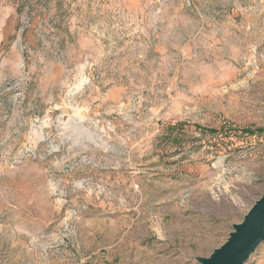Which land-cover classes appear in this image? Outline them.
Segmentation results:
<instances>
[{"label": "rangeland", "instance_id": "374dc122", "mask_svg": "<svg viewBox=\"0 0 264 264\" xmlns=\"http://www.w3.org/2000/svg\"><path fill=\"white\" fill-rule=\"evenodd\" d=\"M263 127L264 0H0V264H199Z\"/></svg>", "mask_w": 264, "mask_h": 264}, {"label": "water", "instance_id": "95a60500", "mask_svg": "<svg viewBox=\"0 0 264 264\" xmlns=\"http://www.w3.org/2000/svg\"><path fill=\"white\" fill-rule=\"evenodd\" d=\"M264 241V193L254 201L243 219L232 226L227 239L199 264H244Z\"/></svg>", "mask_w": 264, "mask_h": 264}, {"label": "crops", "instance_id": "0c3cea01", "mask_svg": "<svg viewBox=\"0 0 264 264\" xmlns=\"http://www.w3.org/2000/svg\"><path fill=\"white\" fill-rule=\"evenodd\" d=\"M82 239L84 237V232L81 230ZM6 264H75L67 260L54 258L43 259L37 253L28 252L27 254L22 255L20 252L17 255L9 254V259Z\"/></svg>", "mask_w": 264, "mask_h": 264}, {"label": "trees", "instance_id": "16d2710c", "mask_svg": "<svg viewBox=\"0 0 264 264\" xmlns=\"http://www.w3.org/2000/svg\"><path fill=\"white\" fill-rule=\"evenodd\" d=\"M206 130V129H203ZM213 132L214 130H209ZM242 133H247V134H253V133H264V127L263 128H256V129H249V128H244L241 129Z\"/></svg>", "mask_w": 264, "mask_h": 264}]
</instances>
